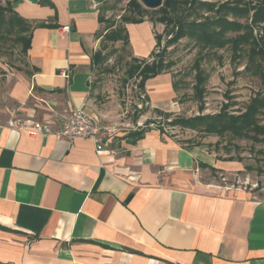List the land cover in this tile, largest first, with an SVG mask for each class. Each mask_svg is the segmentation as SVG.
<instances>
[{
  "label": "crops",
  "instance_id": "1",
  "mask_svg": "<svg viewBox=\"0 0 264 264\" xmlns=\"http://www.w3.org/2000/svg\"><path fill=\"white\" fill-rule=\"evenodd\" d=\"M99 4H14L32 34L26 68L7 86L13 105L39 116L37 102L48 101L110 123L93 89ZM159 28L149 18L126 25L131 59L152 57ZM174 85L170 73L148 80L149 107L176 113ZM9 121L0 120V264H264V199L216 181L246 172L218 158L217 141L189 146L138 123L98 152L90 139L30 135Z\"/></svg>",
  "mask_w": 264,
  "mask_h": 264
},
{
  "label": "rangeland",
  "instance_id": "2",
  "mask_svg": "<svg viewBox=\"0 0 264 264\" xmlns=\"http://www.w3.org/2000/svg\"><path fill=\"white\" fill-rule=\"evenodd\" d=\"M185 1L177 0L179 7L173 14L176 22L170 29L152 20L161 29L157 34L159 47L156 51L161 53L165 49H168L166 52V60L172 64L170 74L178 86L177 102L179 110L176 113L160 111L163 114L171 115L167 118V116L159 115L149 107L144 89L141 88V79L137 76L129 78L128 75L129 68L134 65L133 59L130 58L129 54V44L126 45L123 41L118 43L110 41L112 31L117 27L126 28V24L122 22L121 17L125 15L124 10L128 0H124L121 3H117L118 0H103V2H99V8L102 11L105 22L102 27V36L97 52V55L98 53L101 54V60L95 70L93 89L94 93L99 94L98 104L100 106L108 103V113L112 117L109 119L110 123L129 125V128L136 130L139 128L138 123L155 122L156 124L154 126L165 128L169 133L178 136L179 139H182L188 145H190L188 143L190 140H192L191 142H195V140L200 141L202 145L203 142L215 143L219 140L215 136H202L196 132L171 124L172 121L180 118L188 119L199 115L201 104L194 97L193 87L197 82L195 79L196 71H193V67L197 62H200L201 70H203L208 78L205 85V98L202 101L205 107V114L219 113L223 105L227 103V95L229 92H231L230 96L234 98L233 101L237 103L236 106L231 108V111L237 112L243 110L254 95L253 91L258 89V83L246 75H241V73H244L243 69L246 64L245 54H243L242 60L236 64L232 60V51L230 49L204 52L202 53L205 55L204 59L193 40L186 38L177 44L169 45L171 40L169 32L177 33L180 21L182 23L184 19H188L189 21L198 20L200 14L203 15L202 12L197 13V11L196 13L199 16L194 14L195 12L191 11L190 4H187ZM226 1L228 0H221V2ZM0 6H6V2L0 0ZM152 18H158V15H154ZM112 25L115 28L110 30V32L104 33L106 28ZM25 63L26 55L23 54L21 45H12L10 43L0 54V120H15L24 125L45 123L46 121L43 115H49L50 119H52L54 112L63 111L62 108L59 109L58 104L52 105L48 101L37 102L43 106L42 108L39 107V116L38 113L35 116H29L20 108L21 105H13L10 98H8L7 89L15 79V76L21 70H25ZM12 75H14L13 78ZM31 107L35 109V103L29 102L27 104V108ZM226 142L231 141L228 139ZM232 143L240 151L233 146L231 155L234 157H242V161L250 171L248 173H234L230 176L225 175L227 184L239 188L246 186L249 189H254L253 186L257 185L258 188L255 189L260 191L261 195H264V162L257 163L258 160L261 161L264 159V144L253 145L249 141L240 140L232 141ZM210 149L215 151L216 148L210 146ZM222 178V176L216 177V181L224 185L226 183L222 181Z\"/></svg>",
  "mask_w": 264,
  "mask_h": 264
},
{
  "label": "trees",
  "instance_id": "3",
  "mask_svg": "<svg viewBox=\"0 0 264 264\" xmlns=\"http://www.w3.org/2000/svg\"><path fill=\"white\" fill-rule=\"evenodd\" d=\"M2 1L6 2V6H0V54L11 43L12 45H21L23 54L27 56L31 48L32 27L15 12L14 4L18 0ZM97 1L103 2V0ZM123 1L118 0L117 3ZM185 2L190 4L191 11L195 12L194 14L197 15L198 12H202L203 15L200 14L198 20L189 21L184 19L182 23L180 21L177 33L169 32V36H171L169 45L177 44L186 38L193 40L204 59L205 55L202 54L204 52L230 49L232 60L236 64L242 60L243 54H245L246 64L243 69L244 73H241V75H246L257 81L258 89L253 91L254 95L241 111H231V108L236 106L237 103L233 101L234 98L230 96L231 92H229L227 103L223 105L219 113L205 114L202 101L205 98V85L208 78L201 70V63L197 62L193 67V71H196L195 79L197 82L193 88L194 97L201 104L199 115L188 119L180 118L172 121L171 124L202 136L217 137L219 140L216 144L210 146L216 148L218 158L220 160H238L241 162L242 157L231 155L233 146L238 149L232 141H249L253 145L264 144V0H228L226 2H221V0H186ZM178 7L177 0H164L161 8L149 10L139 0H128L124 10L125 15L121 17V20L127 25L141 23L150 18L151 21L154 20L170 29L176 22L173 14ZM154 15H158V18L153 19L152 16ZM101 22H105L103 14ZM114 28L115 26L112 25L106 28V31L110 32ZM110 38L111 42L123 41L126 45L129 44V35L126 28L117 27L111 32ZM158 47L159 43L157 42ZM167 50L165 49L161 53L154 52L148 60L133 59L134 65L128 71L129 78L137 76L141 79V88L144 89L148 80L164 73H170L172 64L166 60ZM100 57V53L94 57L96 66L100 63ZM174 86L178 90L177 83ZM155 112L167 116V118L171 116L160 111ZM152 124L156 123L149 122L146 125L150 126ZM142 136L143 133L140 132L135 134L137 138ZM228 139L231 142H226ZM191 141L188 142L189 146L202 145L200 141ZM221 151H225L226 158L219 155ZM260 162H264V159L257 161L258 164ZM249 171L250 169L246 167V172ZM251 192L256 197L264 199V195H261L257 189L251 190Z\"/></svg>",
  "mask_w": 264,
  "mask_h": 264
},
{
  "label": "built area",
  "instance_id": "4",
  "mask_svg": "<svg viewBox=\"0 0 264 264\" xmlns=\"http://www.w3.org/2000/svg\"><path fill=\"white\" fill-rule=\"evenodd\" d=\"M8 125L11 128L25 130L30 135L45 136L54 134L57 137H63L69 140L78 138L90 139L95 144L98 152H102L109 147L112 139L119 135L124 128L130 127L129 125H118L117 123L103 124L96 116L88 114L84 108H78L73 111L63 110L54 112L52 119L45 123L24 125L19 121L10 120ZM222 177V181L226 183L223 185L225 188H239L229 186L227 184V178L225 176ZM253 188H258V186L254 185ZM244 189L249 190L246 186ZM254 189H250V191Z\"/></svg>",
  "mask_w": 264,
  "mask_h": 264
},
{
  "label": "water",
  "instance_id": "5",
  "mask_svg": "<svg viewBox=\"0 0 264 264\" xmlns=\"http://www.w3.org/2000/svg\"><path fill=\"white\" fill-rule=\"evenodd\" d=\"M140 3L149 10H158L164 4V0H139Z\"/></svg>",
  "mask_w": 264,
  "mask_h": 264
}]
</instances>
